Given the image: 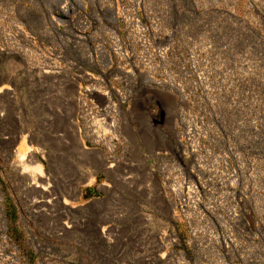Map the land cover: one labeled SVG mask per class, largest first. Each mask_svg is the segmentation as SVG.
Segmentation results:
<instances>
[{"label": "rangeland", "instance_id": "rangeland-1", "mask_svg": "<svg viewBox=\"0 0 264 264\" xmlns=\"http://www.w3.org/2000/svg\"><path fill=\"white\" fill-rule=\"evenodd\" d=\"M0 43V264H264V0H0Z\"/></svg>", "mask_w": 264, "mask_h": 264}, {"label": "bare ground", "instance_id": "bare-ground-1", "mask_svg": "<svg viewBox=\"0 0 264 264\" xmlns=\"http://www.w3.org/2000/svg\"><path fill=\"white\" fill-rule=\"evenodd\" d=\"M64 8V7H63ZM65 10V9H63ZM16 32L18 34V37H22L25 40H27L28 42H30L31 44H34V41L32 38H30L26 32L21 29L20 27L16 28ZM101 49L104 51V48L101 47ZM106 57H107V61L110 62L111 59L109 57V53L105 52ZM6 57V56H14L16 58V60H18V63H20V66H22L25 63V54L19 49V48H10L9 46H5L3 44L0 43V57ZM12 82L8 80L2 82V84H0V99L8 96L11 97L13 96V89H12ZM107 100L109 101V103L111 104V100L110 97H107ZM112 106V104H111ZM113 122V121H112ZM75 129H77V133L76 134H80V128L78 125V120L74 119V125ZM112 126V125H111ZM97 127V137H101L99 139H102V135L105 134V128H103L102 126H96ZM99 129H101L102 131H99ZM96 136V135H95ZM25 139V138H24ZM27 139V138H26ZM25 139V140H26ZM30 143H33V141H30ZM80 147L82 150H86V146L84 144L83 140H80ZM44 153V152H42ZM99 153V152H98ZM47 154V153H44ZM43 154V155H44ZM99 155L101 156V158H103L102 160L104 161V157L102 156L101 152L99 153ZM18 160L20 162V165L23 166V170L29 171V178L25 177V182L27 181V187L28 188H33L43 194H49V191H53L52 185L55 184L52 176L44 169L43 164L40 162L39 156L36 152V149L32 146L30 147H26L25 144H23L18 152ZM30 164V165H29ZM111 166H108L107 164H102V168L109 170ZM110 171V170H109ZM27 173V172H26ZM91 178V177H90ZM87 180V179H86ZM85 180V181H86ZM88 181L91 182V180ZM84 182V180L82 181ZM80 182V183H82ZM80 183H76L73 190L71 191V193H69L70 195L67 198H53L52 200L48 201L47 203H58L61 208L63 210H65L66 212H68L69 214L71 213H77L78 210L76 209V205L75 202L80 199V196H82V190L80 188ZM85 183V182H84ZM107 189V188H106ZM86 207H80V211H84ZM67 214V213H66ZM76 225L74 221H70L69 223H63L62 226L66 229V230H70L73 228V226ZM103 235H107L106 230H102Z\"/></svg>", "mask_w": 264, "mask_h": 264}]
</instances>
